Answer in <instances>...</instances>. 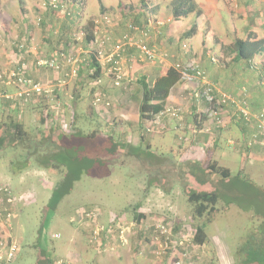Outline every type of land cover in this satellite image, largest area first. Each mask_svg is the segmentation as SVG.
<instances>
[{"label": "crops", "instance_id": "obj_1", "mask_svg": "<svg viewBox=\"0 0 264 264\" xmlns=\"http://www.w3.org/2000/svg\"><path fill=\"white\" fill-rule=\"evenodd\" d=\"M127 1L129 0H125V2ZM136 1L141 3L140 0L127 3L132 4L136 3ZM171 1L144 0L143 5L150 8L149 13L146 14L148 16L146 21V18L140 13L141 11H133V5L128 6L130 4H127L125 6L122 4V1H119L108 7L111 10H113L112 8L121 9V16L123 18H121L119 24L116 22V27L112 26L111 30H108L102 22L101 17L88 20L87 25H93V32L99 35L104 32L109 33L110 42L105 47L106 52H108L114 41L118 40L125 32V24L136 18V24L144 27L149 25L151 28L150 35L146 40L148 46L159 50L160 55L167 56V52L170 50L171 57L175 58L174 48H169L166 41L164 44L163 33L159 37L154 31L155 29H162L164 31L163 26L160 28L152 23V19L162 14L160 13L162 9H169ZM167 16L164 18L170 20L169 10L167 11ZM24 17L21 16V19ZM11 23H14L12 19ZM48 23L49 25L46 26L48 28L47 32L45 29H42L45 34L41 38V42L38 45L39 50L35 52V55L30 53L27 46L29 44L28 41L24 40L26 42V44H22L24 49L15 47L16 43L22 41L21 37L32 30L27 24L15 36L14 31L9 32V30L3 32L2 35L0 34V37L7 42V45L4 43L3 47H0V71L4 69H6L4 71H8L11 70V67L14 68L19 63H24L26 66L24 73L26 77L52 87V93L49 95L39 98L35 97V99H25L18 96L19 90L16 86H1L0 91H5L8 94L5 100H1L2 107H4V111L8 116L12 115L14 119L23 123L21 119V105L25 106L26 104L30 107L29 114L34 113L35 116L40 113L39 110H43L45 116L48 114L50 118L53 117L54 125L62 126L67 134H71L67 138V142H72L70 148L83 146V152H86L89 156L94 157L97 154L103 158L101 161L98 160L99 163L97 165H99V168L100 166L104 167L105 173L96 172V163L94 162L88 163L83 167V174L90 173L92 176H110L111 172L108 166L113 161L112 158H117V155H120V158H133L136 161L135 154L138 152V147H141V152L143 151L142 148H145L144 150L149 153L152 151L154 136L160 139V142L154 143L155 148L165 147L164 151L168 152L170 151L171 144L164 145L163 143L166 134L173 132L174 144L178 146V152L173 153L171 149V155L168 157L164 156V151L159 150V153L146 158L147 164L152 167L151 172L153 174L150 177L155 181L154 185H152L154 192L151 195L147 193V197L143 199L144 203L139 202L137 205H129L120 214L111 213L102 216L99 221L102 224L110 223V225L106 228V231L100 232L95 240H92L94 231L93 221L81 219V222L76 225V229H78L77 238L72 239V245L65 252V256L58 258L67 259L72 264H170V254L156 257L154 246L150 244L148 236L153 224L158 221L168 222L163 219L164 217L183 215L175 203L177 199H181L184 196L187 201L186 194L191 190L196 192L209 190L210 184L199 185L194 181L191 170L198 169L201 165L203 166L207 153L210 160L223 167V165H220L218 157H216V151L221 145L228 147L232 158H234L233 154L239 155L244 163L249 160L250 166H253L257 162L260 167L264 168V147L259 142H255L252 147H248L250 145L252 129L250 124H246L241 119L233 116L232 111L235 110L233 106L225 107L219 112L220 115L224 116L222 119L224 122L226 120L227 128L222 131L217 130L218 127L210 116L207 103L203 99L193 98V93L200 91L202 83L194 77L192 72H188L185 78L181 79L178 84L171 88L164 102L163 110L166 111L168 108L175 109L178 111L177 116L162 115L152 120V124L146 123L145 125L144 123L140 126L141 82L146 81L150 84L156 77L170 68L171 64L168 61L164 63L163 61L156 62L154 64L140 61L138 52L135 49H127L125 53L122 66L124 72H126V76L118 88L113 87L110 79H107L108 77L105 75L102 76L100 83L94 81L89 82V84L87 81L83 83L86 80V77H84L86 72L83 69L80 70L78 76L73 79L75 82L69 98V104L72 105L70 109L72 116L67 126L64 117V109L67 110V108H64L60 101V95L64 86L57 87L55 85V80L57 79L55 73L52 72L47 75L43 73L44 71H41V68H36L35 58L41 55L43 57L44 55H48L50 49L53 47H68L69 41L66 38L65 40L64 37H60V35L63 34L64 28H67L71 23L67 19L55 20L52 17L48 19ZM52 25L57 26L58 30L56 29L55 32L58 34L56 37H53L49 33ZM10 29L13 30V26ZM24 39H26V36ZM53 39L55 40L54 43ZM46 40L49 41L46 43ZM167 41H170V38H167ZM178 49H180V46H178ZM218 49L220 50L219 46ZM182 51L180 50L176 61L179 59L184 63L187 62L190 56ZM197 55L201 59H196V61L199 68L205 73L208 83L214 84L213 86L227 84L224 86L227 87V90H223L236 98L243 96L244 93H248L247 102L253 111H257L262 107L264 104V90L258 85L260 67L256 72L248 70L241 72L239 69H226L224 65L217 66L206 62L205 58L207 59V54L205 53L204 55L203 49ZM127 56L132 58L133 62L131 64L128 63V60H125ZM252 61L255 63V57H253ZM89 85L93 88L90 90V103L87 102V99L83 98L82 93ZM97 95L99 97L100 95L103 96V98H100L103 101L100 104L94 105V98ZM57 104L60 105L59 108H57ZM88 104V110H82L84 114L80 109ZM74 122L76 129L73 125ZM51 124V120L48 121V127H51ZM148 126H151L153 131L147 132ZM90 135H92V139H90ZM53 137L55 136L53 135ZM77 140H79L80 144H78ZM85 142L86 146L84 147ZM174 154L177 155L174 156ZM9 157L7 156L6 159L11 160ZM124 163L125 161H122L120 164L123 165ZM30 164L31 162L24 165L21 170L31 168ZM13 172H18V170ZM179 172L183 174L180 175ZM181 176H183V179H180ZM179 186L182 189L176 191L175 187ZM111 215L120 224L125 225V227L127 226L125 230L126 237L124 235L126 239L125 243H122L119 239L117 224L113 227ZM81 235L85 236L83 241L78 239ZM64 245L68 246L67 243H64ZM189 253L191 255L192 250ZM58 258L56 257V259ZM56 259L53 260L55 261Z\"/></svg>", "mask_w": 264, "mask_h": 264}, {"label": "rangeland", "instance_id": "obj_2", "mask_svg": "<svg viewBox=\"0 0 264 264\" xmlns=\"http://www.w3.org/2000/svg\"><path fill=\"white\" fill-rule=\"evenodd\" d=\"M47 1L48 0H0V34L2 35L3 32L9 30V32L14 31L15 36L18 31L27 24L32 30L24 36L23 33V37H21L22 41L16 43L15 47L22 48L24 47L22 44H26L28 41L29 47L37 49L35 52H38V45L41 42L42 36L45 34L42 29H45L46 32L48 29L46 28V26L49 25L48 19H50V17L55 20L63 19L62 16L57 19V17L50 12V9L47 7ZM55 1L57 2L56 4L60 5V14L65 12L72 14L71 18H74V22H76L74 27L77 29H85L88 20L95 17L108 16L112 21L119 24L121 18H123L121 16V9L112 8L113 10H111L108 7L119 1H122V4L126 6L130 4L127 2L134 0H129L127 2H125V0ZM194 1L201 10L202 15L200 17L198 30L191 37H187L186 33L192 28L195 22L194 14L188 15L186 18L179 21H173L172 19L167 20L164 18L168 17L167 11L169 9H162L160 12L162 14L152 19V23L157 27L161 28L163 26L164 31H162V29H155L154 31L159 37L160 34L163 33L164 44L166 41L169 48H174L176 57L180 53V50H183L182 52H186V54L190 56L187 62L182 63L179 59L176 61V57H171V52L169 50L170 53L167 52L168 55L163 60V63L168 61V63L171 64L170 67L175 64H179L180 66L191 64L199 68L196 59H201L197 55L201 49H203L204 55L205 53L207 54V59L205 58L206 62L211 63L209 60H212V64L221 66L224 65L225 62H229V59L222 55L221 49H218V46L220 48V44H230L235 39H246L249 32L254 34L257 39H264V0ZM132 5L134 6V12H139L140 9H144L146 13L150 11V8L145 5V7H141L139 1L128 6ZM21 16L25 17L21 19ZM11 19L14 23H11ZM12 26L13 30L10 29ZM116 26L117 25H115V27ZM56 29L57 26L52 25L49 30V33L52 34L53 37H56L58 34L55 32ZM107 29L111 30L110 27ZM149 29L151 30L150 27ZM25 36L26 39H24ZM167 38H170V41H167ZM54 42L55 40L53 39V43ZM4 43L7 45V42L0 37V47H3ZM215 44H217V46H215ZM75 45L76 49L77 47L79 48V45ZM80 46L83 47V43L80 44ZM178 46H180V49H178ZM55 49L56 47H53L51 51ZM59 49H61V47H57V50ZM72 53H76V51ZM254 57L255 65L264 66V53L255 55ZM156 62H161V60H157L154 63ZM36 68L38 67L36 66ZM41 69V71H44L43 73L47 75L52 73L49 69ZM4 70L2 71L5 72ZM207 81L206 79L205 83ZM74 82L73 79L66 80L60 95L61 103L66 105L69 104ZM87 83L89 84L88 80ZM225 85L227 84H218L215 85V87L219 91L226 92L223 90L227 88L224 87ZM91 89L93 88L89 85V87L82 92L83 98L87 99L89 103ZM247 95L248 93H244L241 97L247 100ZM88 108L89 104L85 105L80 111H87ZM21 110V119L26 128L31 130L37 126L39 113L35 116L34 113L29 114L30 107L26 104L25 106L21 105ZM82 112L84 113V111ZM71 116V110L64 109L65 124H67V126L71 121ZM221 117L224 118L223 115H221ZM241 121L243 120L241 119ZM226 128L225 126V128H218L217 130L222 131ZM67 129L69 128L67 127ZM159 140L160 139L154 136L152 151L149 153L144 150L145 148H142L143 151L141 152V147H138V152L135 154L136 161L133 158H120V155H117V158H112L113 161L109 163L110 165L108 166L111 172L110 176H92L90 173L82 174L80 179L73 183L69 194L65 195L55 208L50 210L47 208L48 203L51 200L50 198L53 191L63 182L66 167L64 166L63 169L60 168L54 171H48L40 165V163L44 161L43 159L46 158V156L41 155L37 160L32 159V161H30L31 168L13 172L11 167L13 166V168L16 169L20 164L15 162L10 166L11 160L6 159L11 152L9 148L1 152L0 187L7 186L12 191L15 201L12 210L14 214L11 219V227L8 230L10 237L15 240L19 246V251L15 256L16 259L13 264H35L41 250H43V255L50 259L64 257L65 252H67L72 245V239L77 238L78 229H76V225L81 222V219L93 221L94 231L96 228L100 227L106 229L110 223L102 224L99 221L102 216L111 213L120 214V212L129 205H137L139 202L144 203L143 199L147 197V193L151 195L154 192L152 185H154L155 181L150 177V175L153 174L151 172L152 167L147 164L146 158L159 153V150H165V147L155 148L154 143L160 142ZM168 143L171 145L170 151H164V156L166 157L171 155V149L173 153L178 152V146L174 144L173 132H169L165 136L163 144L166 145ZM78 144L80 143L78 142ZM85 146L86 142L84 144V147ZM82 149L83 146L69 147L67 149L68 157L71 158V162L75 165H79L84 161L83 167L88 163L94 162L96 163L95 171L105 173V168L101 166L99 168V165H97L99 163L98 160L101 161L103 158L97 154L91 157L86 152H83L84 149ZM175 155L177 154H174V156ZM231 156L228 147L225 145H221L216 151V157H218L220 165L229 169L231 173V185L224 187L220 182L218 191L220 195L222 193V196L216 205L217 211L214 213L211 221H207V218H193L191 206L185 200L184 196L181 197V199H177L175 202L179 207L178 210L183 215L163 218L174 226V232L177 236L190 234L197 226H201L202 223L207 222L204 226V231L207 235L205 245L198 248H193L191 245L190 248V251L192 250L191 255H193L197 264H238L236 259L238 248L241 243L243 244L249 241L250 238L248 233H259L260 230L264 231V168L260 167L257 162H255L253 166H250L249 160L244 163L239 155L233 154L235 159ZM73 158L75 160H73ZM13 160L20 161L19 159ZM122 161H125L123 165L120 164ZM179 174L182 175L183 173L179 172ZM71 177L74 176L71 175ZM180 179H183V176H181ZM218 180L219 177H212V182L218 183ZM181 189V186L175 187L176 191ZM95 207H97L96 209L98 211L95 218L86 217V213L90 212V210H93L92 208ZM110 218L113 227L115 224H120L113 215H111ZM102 231L103 230H101V232ZM78 239L83 241L85 236L81 235ZM86 241L88 242V240ZM64 243H67L68 246L64 245ZM93 253L96 254L94 251ZM262 258L263 257H261L259 261H261ZM254 264H264V261L258 263L254 262Z\"/></svg>", "mask_w": 264, "mask_h": 264}, {"label": "trees", "instance_id": "obj_3", "mask_svg": "<svg viewBox=\"0 0 264 264\" xmlns=\"http://www.w3.org/2000/svg\"><path fill=\"white\" fill-rule=\"evenodd\" d=\"M75 1V0H73ZM142 3L141 7H145L143 4L144 0H140ZM247 4V3H246ZM60 5L57 9H50V12L54 14L55 17L60 18L62 16L63 19H67L69 24L67 28H64L63 34L60 37L66 38L69 41L68 47H63L59 50L57 48L54 51H49L48 55H44V57L38 56L35 58V62L39 58H48L54 55L55 53L61 52L64 55H69L72 52H75L76 43L73 40V34L79 31L82 28H75L74 25V18H71L70 13L65 12L60 14ZM141 11V12H140ZM140 13L144 16L145 21L147 20L148 16L144 9H140ZM169 14L173 21H179L183 18H186L188 15L194 14L195 22L192 28L186 33L187 37H191L195 34L198 30V25L200 21V17L202 15L201 10L198 8L197 4L194 0H172L169 5ZM132 19V21H128L125 24V31L127 29L128 24L137 25L139 27H144L141 25L136 24L137 19ZM40 21V20H39ZM74 22V23H73ZM148 22V21H147ZM146 27V26H145ZM85 33V40L83 42V48L87 49L89 41L93 38V25H87L85 29H82ZM65 39V40H66ZM49 40H46V43ZM24 49V47H22ZM28 49L30 53L35 55V51L32 47ZM220 49L222 55L225 58L229 59V62H225L224 66L226 69H239L241 72L244 70H248L250 72H256V70L260 67V72L258 73L259 80L258 85L260 88L264 90V85H262V81L264 78V66H257L252 61L253 57L258 54L264 53V39H257L254 34L249 32L246 36V39H235L230 44H220ZM37 51V50H36ZM37 54V53H36ZM91 58L88 60L89 64L80 63L78 66V72L80 70H85L84 80H88L89 82L94 81L100 83L101 78L105 75V71L109 65L102 68L96 61L95 58L90 56ZM127 59L129 57L127 56ZM125 59V60H127ZM212 64V60H209ZM23 63H20L21 65ZM214 65V64H212ZM86 67V68H85ZM241 68V69H240ZM13 69V67L11 68ZM64 71L68 70V68L63 69ZM9 71V70H8ZM201 72H203L200 69ZM233 72V71H232ZM0 72V74H2ZM25 73V72H24ZM194 74V73H193ZM205 77V73L203 72ZM60 76V74H58ZM181 72L176 71L172 67L168 68L163 74L156 77L150 84L146 81L141 82L142 88V98L139 105V122L140 126L145 123H151L152 120L164 109V102L166 101L169 92L172 87L178 84L181 80ZM109 79V77L107 78ZM2 80V79H1ZM0 80V89L1 86L5 85ZM211 85V84H210ZM212 87H215L211 85ZM18 90L21 88L16 85ZM216 88V87H215ZM262 90V91H263ZM201 91V89H200ZM244 93V92H243ZM7 92L0 91V153L4 152L5 149L11 151L8 155L11 157V165L17 162L20 164L16 167V169L11 167L13 171L21 170L24 165H27L32 159L37 160L41 155L46 156L40 165L44 169H48V171H54L56 169H60L65 166L66 172L64 174L63 182L59 184L57 189H55L52 193L51 200L48 203L47 208L54 209L55 206L59 203V201L67 194H69L70 190L72 189L73 183L80 179L82 174L84 173L83 162L79 165H75L71 162V158L68 157L67 149L71 146L72 142H67V137L71 134H67L64 128L60 125H54L53 117L50 118L48 114H44V111L39 110V118L37 120V126L28 130L26 126L19 120L14 119L13 116H8L7 113L4 111V107H2L1 100H5L7 96ZM44 96L43 94H32L29 98H39ZM59 99V97L57 96ZM100 98L103 96L100 95ZM241 97L239 96V99ZM95 99V98H94ZM103 100L101 99V102ZM216 98L211 104V106L207 103L209 110L211 107L217 104ZM101 102L97 103L100 104ZM5 105V104H3ZM64 108L71 109L72 105H66L64 103L61 104ZM6 106V105H5ZM263 106V105H262ZM52 122L51 127H48V121ZM76 129L75 122L73 123ZM78 129V128H77ZM252 129V128H251ZM81 131V130H80ZM79 131V134H80ZM145 131V128H144ZM82 132V131H81ZM252 133V131H251ZM53 135L55 137H53ZM92 139V135L89 136ZM251 138V136H250ZM66 139V140H65ZM79 142V140H77ZM255 142L250 139V145L248 147H252ZM48 152V153H47ZM23 154V156H22ZM20 161H14L13 159H18ZM73 160H75L73 158ZM67 162V163H63ZM63 163V164H62ZM66 164V165H65ZM73 164V165H72ZM192 177L194 181L199 185L210 184V188L208 191H189L187 196V202L191 206V213L192 217L196 219H203L207 218V221H211L214 213L217 211L216 205L218 201L221 199L222 193L220 195L219 184L220 182L224 187L231 185L230 183V171L227 168L219 166L216 162L209 159V154H206V161H204L203 166L198 167V169L191 170ZM73 175L74 177H71ZM212 177H219L218 183L212 182ZM234 181V180H233ZM207 222L201 224V226H197L194 231H191L192 235V246L194 247H201L205 245L207 241V235L204 231V226ZM249 241L241 243L240 247L238 248L237 252V262L238 264H254V262H263L264 261V231L260 230L259 233H248ZM40 240V238H39ZM40 243V242H39ZM190 251V250H189ZM191 252V251H190ZM166 256V255H165ZM188 260L193 264H197L194 260L193 255L188 256ZM262 258L261 261L260 258ZM15 260V259H14ZM53 259L49 257H45L43 255V250H41L38 258L36 259L35 264H53Z\"/></svg>", "mask_w": 264, "mask_h": 264}, {"label": "built area", "instance_id": "obj_4", "mask_svg": "<svg viewBox=\"0 0 264 264\" xmlns=\"http://www.w3.org/2000/svg\"><path fill=\"white\" fill-rule=\"evenodd\" d=\"M56 3L55 0H48L47 7L57 9L59 5ZM101 20L106 28L110 27L111 29L112 26L116 24V22L112 21L108 16H102ZM149 35V26L139 27L137 25L128 24L126 31L118 40L114 41L110 51L106 52L105 47L110 42L109 33L104 32L99 35L94 32L93 38L89 41L88 48L84 49L80 44L85 40V33L80 29L73 34V40L79 45L76 53L64 55L61 51L55 53L51 57L37 59L35 65L38 68H46L55 73L57 75L55 85L57 87H62L66 80L74 79L78 76L79 64H89L88 60L91 58L90 56H92L102 68L109 65L105 71V76L109 77L113 87L118 88L121 86L126 76L122 61L127 49H135L138 52L140 61L145 63H154L157 60L163 61L165 59L166 55H160L159 50L148 46L146 40ZM127 60L129 64L133 62L132 58ZM19 64L13 69L0 74V80L2 79L1 81L5 86H19L21 89L18 91V96L25 99L29 98L32 94L49 95L52 93V87L43 85L40 82L33 81L31 78L26 77L24 74L26 66L24 63L21 65ZM64 68H68V70L64 71ZM172 68L181 72V79L185 78L188 72H192L194 73V77L201 81V91L194 92L193 98L203 99L210 106L216 98L217 104L211 107L209 111L214 124H216L218 128H224L226 126V121H223L219 112L225 107L233 106L235 108V110H233L234 116L242 119L246 124H250L252 128L251 139L253 141H259L264 147V104L257 111L251 110L244 97L240 99L236 98L231 94L217 90L207 82L205 83L206 79L203 72H201L197 66L191 64L180 66L179 64H175ZM58 74H60V76H58ZM262 85H264V78ZM99 102H101V99L97 95L94 99V105H97ZM106 105H108V103H106ZM59 107L60 105L57 104V108ZM177 113V110L168 108L166 111L162 110L156 117L159 118L162 115L176 117ZM151 131H153L151 126H148L147 132ZM14 202L12 191L7 186L0 187V264H11L19 251L17 242L13 240L8 233L11 227V219L13 218L12 210ZM97 213V209L90 210V212L86 213V217L95 218ZM116 227L118 229L119 239L122 243H125L126 239L124 234L127 226L125 227V225L117 224ZM101 230L106 231L103 227L95 229L92 240L97 238ZM148 238L150 244L154 246L156 257L170 254V264H193L188 260V256L190 255L189 250L192 245L191 233L177 236L174 232V226L170 222L159 221L151 226ZM54 264H72V262L67 259L58 258L54 261Z\"/></svg>", "mask_w": 264, "mask_h": 264}]
</instances>
